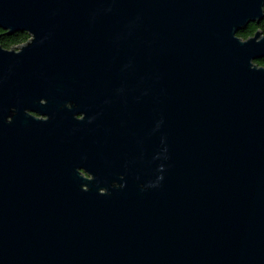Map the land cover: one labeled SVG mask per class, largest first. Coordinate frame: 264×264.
I'll list each match as a JSON object with an SVG mask.
<instances>
[{
	"label": "water",
	"instance_id": "obj_1",
	"mask_svg": "<svg viewBox=\"0 0 264 264\" xmlns=\"http://www.w3.org/2000/svg\"><path fill=\"white\" fill-rule=\"evenodd\" d=\"M263 18L0 0V264H264Z\"/></svg>",
	"mask_w": 264,
	"mask_h": 264
},
{
	"label": "trees",
	"instance_id": "obj_2",
	"mask_svg": "<svg viewBox=\"0 0 264 264\" xmlns=\"http://www.w3.org/2000/svg\"><path fill=\"white\" fill-rule=\"evenodd\" d=\"M259 29H261L264 32V18L260 24H256V23L249 24L245 30L238 33V36L243 39H247L250 36L254 35ZM28 39H29V35L26 32H17L11 34L10 36L4 34L0 37V45L5 49H11L12 47L25 43ZM257 63L259 65H264V61Z\"/></svg>",
	"mask_w": 264,
	"mask_h": 264
},
{
	"label": "flooded vegetation",
	"instance_id": "obj_3",
	"mask_svg": "<svg viewBox=\"0 0 264 264\" xmlns=\"http://www.w3.org/2000/svg\"><path fill=\"white\" fill-rule=\"evenodd\" d=\"M257 24V23H256ZM2 33H4L2 30H0V34H2ZM255 35V34H254ZM254 35H252V36H254ZM252 36H250V37H252ZM262 61H264V58L263 59H261V60H258V61H256V64L258 65V66H263L264 67V65H259L257 62H262ZM83 117V115H78L76 118L77 119H81ZM85 177H89V176H87V175H85Z\"/></svg>",
	"mask_w": 264,
	"mask_h": 264
}]
</instances>
